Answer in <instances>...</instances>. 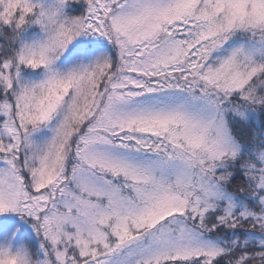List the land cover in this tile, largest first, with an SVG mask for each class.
<instances>
[{
	"label": "snow or ice",
	"instance_id": "snow-or-ice-1",
	"mask_svg": "<svg viewBox=\"0 0 264 264\" xmlns=\"http://www.w3.org/2000/svg\"><path fill=\"white\" fill-rule=\"evenodd\" d=\"M0 264H264V0H0Z\"/></svg>",
	"mask_w": 264,
	"mask_h": 264
}]
</instances>
